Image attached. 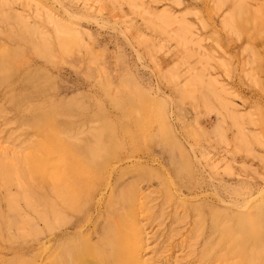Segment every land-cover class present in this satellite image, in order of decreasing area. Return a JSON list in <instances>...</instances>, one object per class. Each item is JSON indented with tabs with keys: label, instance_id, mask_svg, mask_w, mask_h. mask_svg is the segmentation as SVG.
<instances>
[{
	"label": "rangeland",
	"instance_id": "obj_1",
	"mask_svg": "<svg viewBox=\"0 0 264 264\" xmlns=\"http://www.w3.org/2000/svg\"><path fill=\"white\" fill-rule=\"evenodd\" d=\"M0 264H264V0H0Z\"/></svg>",
	"mask_w": 264,
	"mask_h": 264
}]
</instances>
